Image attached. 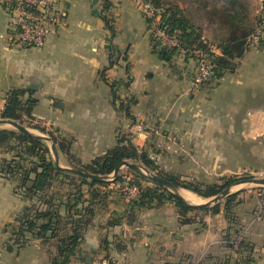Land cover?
Segmentation results:
<instances>
[{
	"label": "crops",
	"instance_id": "crops-1",
	"mask_svg": "<svg viewBox=\"0 0 264 264\" xmlns=\"http://www.w3.org/2000/svg\"><path fill=\"white\" fill-rule=\"evenodd\" d=\"M234 2L257 14L258 0ZM59 5L57 29L42 47L27 48L9 44L10 15L0 4V113L9 91L23 89L22 99L36 102L22 125L33 134L46 135L39 126L66 138L72 163L104 154L125 134L160 169L182 179L221 182L264 168V42L236 58L233 71L195 88L194 58L157 45L152 18L138 0ZM130 100L126 115L118 107ZM57 151L59 162L69 166L66 153ZM11 156L0 150V160ZM16 181L0 171V264H50L51 247L38 239L18 246L10 237L30 203ZM113 184L98 185L103 202L70 264H264V195L243 181L230 186V193L237 192L238 224L228 222L223 204L213 213L194 209L188 212L193 221L182 224L172 201L132 206ZM190 193L202 203L193 191L178 192L193 204L185 198ZM237 228L236 238L252 246L246 263L238 261L236 238L226 236Z\"/></svg>",
	"mask_w": 264,
	"mask_h": 264
},
{
	"label": "trees",
	"instance_id": "trees-1",
	"mask_svg": "<svg viewBox=\"0 0 264 264\" xmlns=\"http://www.w3.org/2000/svg\"><path fill=\"white\" fill-rule=\"evenodd\" d=\"M151 1L159 7L160 0ZM207 2H212L217 23L226 28L218 45L220 52H208L212 77L218 78L226 71H233L237 66L235 59L254 46L248 41L250 35L259 33V36L263 38L264 30L258 28L260 20L257 14L253 22L248 20L247 6L244 2L235 3L234 0L222 1L221 4L216 0H207ZM229 3L230 8L226 5ZM102 18L110 27L109 19L105 15H102ZM161 25L165 26L168 32L174 29L179 30V47L189 50L194 45L199 48L205 46L200 41L199 32L194 31L193 23L176 4L170 5L162 12ZM195 42L198 44H194ZM263 42L264 39H260L258 44ZM176 48H171V51H177ZM23 94L24 90L21 88H13L9 91L0 118L12 119L23 124V115L31 116V110L36 101L22 99ZM132 102L130 100L128 103H120L118 108L126 115H130L129 104ZM36 128L50 137L57 150L66 153L69 158V167L93 174H110L122 160L139 161L151 171L173 182L177 187L188 189L205 198L218 194L236 182L250 178L249 175L229 176L223 177L221 182L213 183L182 179L178 174L160 169L149 153L134 145L125 134L118 135L116 144L104 154L94 157L87 163H72L70 142L66 138L57 137L52 131L43 127L37 126ZM0 150L12 153V158L0 160V171L16 178L18 193L30 202L19 215L17 224L11 226V239L18 246L26 244L31 239H38L43 245L51 247L49 249L50 264H70L75 258L84 230L95 215L96 207L103 202L99 195L98 185L105 186L109 182L122 181V176L118 174L113 180H93L64 171L54 163L50 147L42 137L25 134L16 129L0 128ZM137 177L142 178L139 175ZM134 183L138 185V191L134 197L127 198L132 206L152 207L172 201L179 215V222L183 224L193 221L191 216H188V212L196 209L213 213L217 212L223 204L228 222L238 224L233 211L238 201L236 200L237 192L227 194L222 201L210 207L195 208L179 195L157 183L152 185H141L137 181ZM55 184L59 186L55 187ZM63 186L69 188L64 190ZM114 221L117 222L119 219ZM239 230L240 228H237L233 234L228 233L227 239L234 240ZM235 244L238 261L248 262L251 259V244L242 238ZM230 245L234 246L233 243Z\"/></svg>",
	"mask_w": 264,
	"mask_h": 264
},
{
	"label": "built area",
	"instance_id": "built-area-1",
	"mask_svg": "<svg viewBox=\"0 0 264 264\" xmlns=\"http://www.w3.org/2000/svg\"><path fill=\"white\" fill-rule=\"evenodd\" d=\"M144 13L152 18L151 35L157 45L161 48L171 49L177 47V51L183 53L188 51L196 61L195 71L192 79V87L199 88L204 82L212 77L211 63L208 51L200 48L185 50L179 47V30L168 32L161 25L163 9L153 5L147 0H138ZM60 0H0L10 15L11 34L9 44L19 45L27 48H40L45 43L48 35L54 32L60 23ZM257 15L260 20L258 28L264 30V0H258ZM259 33L250 35L248 41L253 45L259 43ZM210 52L219 53L218 47H211ZM138 191L136 183H130L126 190V197L132 198ZM264 195V191L262 192ZM241 238L239 235L235 243Z\"/></svg>",
	"mask_w": 264,
	"mask_h": 264
},
{
	"label": "rangeland",
	"instance_id": "rangeland-1",
	"mask_svg": "<svg viewBox=\"0 0 264 264\" xmlns=\"http://www.w3.org/2000/svg\"><path fill=\"white\" fill-rule=\"evenodd\" d=\"M149 1L153 5H155L153 1H151V0H149ZM216 1L217 2L220 1L219 3L221 4L222 1L226 2L228 0H222V1L216 0ZM174 4L179 6L182 9L183 14L193 23L194 31L199 32V34L201 36L200 41H201V43L203 42V45H205L203 47H200V49H203L205 51L210 52L209 49H211V47H218V45L221 42L222 37L225 34L226 28H225V26L224 27L220 26L217 23L216 15L212 9V2L208 3L207 0H160L159 7H161L163 9V11H165V9L167 7H169L170 5L172 6ZM247 14H248L247 15L248 20H252V22H253L255 15H251L250 9L248 6H247ZM194 44H198V43L195 42ZM193 47H197V46L194 45ZM193 47H191L190 49H192ZM197 48H199V47H197ZM185 50H187V49H185ZM183 54H186V56H190V57L194 58L188 51H183ZM194 60H195V58H194ZM26 122H28V120H26ZM26 126H29V125H26ZM9 128H11V127H9ZM260 145H262V144H260ZM128 161H132V160H128ZM132 162L141 163L139 161H132ZM59 163L61 165L63 164L61 162H59ZM119 174L122 176V181L113 182L114 184L111 186V188L115 189L114 191H118L122 195H125V197H126L127 188L129 187L130 183H134V181H137V183H140L141 185H147V184L152 185L154 183V182H152L146 178H143V177L138 178L137 175L134 174V172L131 171L130 169H128L126 166L121 167ZM243 175H249L250 177H264V168L259 169L258 171H255L253 173H242L239 176H243ZM139 179H140V181H139ZM203 182L204 183H210V182H205V181H203ZM109 183H111V182H109ZM244 183H245L244 185H247V187H249V188L251 187V188L257 189L258 192L262 193L264 191V185H258V184L248 183V182H244ZM57 186H59V184H55V187H57ZM66 188H69V187L63 186L64 190ZM207 199L208 198L203 197L202 202L207 201Z\"/></svg>",
	"mask_w": 264,
	"mask_h": 264
},
{
	"label": "water",
	"instance_id": "water-1",
	"mask_svg": "<svg viewBox=\"0 0 264 264\" xmlns=\"http://www.w3.org/2000/svg\"><path fill=\"white\" fill-rule=\"evenodd\" d=\"M30 87H32V86L30 85ZM0 124H8V125L14 127L16 130L21 131L25 134H33L29 128H27L26 126L18 123L15 120H12V119L0 118ZM34 135L42 137V139L45 140L49 144L54 163L60 169H62L64 171L70 172L72 174H75V175H78L80 177L87 178V179L113 180L118 176L121 167L126 166L128 169H130L131 171H133L137 175H139L143 178H146V179H148L154 183H157V184L161 185L162 187H164L165 189L171 191L172 193L179 195L178 192H179L180 187H177L173 182H171L168 179L162 177L161 175L151 171L150 169H148L147 167H145L144 165H142L141 163H138V162L122 160L121 162H119L115 166L112 173L107 174V175L93 174V173L85 172L83 170L76 169L73 167L61 165L59 163V156H58L57 148H56L54 142H52V140L50 139V137H48L47 135H37V134H34ZM244 182L258 184V185H264V177H250V178L244 180ZM229 193H230V186L224 188L218 194L209 197L207 199V201H205V202L193 203V204L189 203V204L195 208L210 207L213 204H215L216 202L222 200Z\"/></svg>",
	"mask_w": 264,
	"mask_h": 264
},
{
	"label": "bare ground",
	"instance_id": "bare-ground-1",
	"mask_svg": "<svg viewBox=\"0 0 264 264\" xmlns=\"http://www.w3.org/2000/svg\"><path fill=\"white\" fill-rule=\"evenodd\" d=\"M184 192V191H183ZM184 194V193H183ZM196 196V195H195ZM195 196H193V194H185V198L187 199V200H190V202L192 201V202H198L199 201V198H197V197H195Z\"/></svg>",
	"mask_w": 264,
	"mask_h": 264
}]
</instances>
